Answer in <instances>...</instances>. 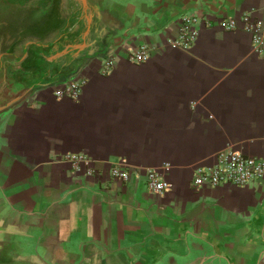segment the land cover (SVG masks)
<instances>
[{
    "label": "crops",
    "instance_id": "0c3cea01",
    "mask_svg": "<svg viewBox=\"0 0 264 264\" xmlns=\"http://www.w3.org/2000/svg\"><path fill=\"white\" fill-rule=\"evenodd\" d=\"M244 14L264 0H0V264H264V177L193 185L222 150L264 160V57L218 25Z\"/></svg>",
    "mask_w": 264,
    "mask_h": 264
},
{
    "label": "built area",
    "instance_id": "2783aa9c",
    "mask_svg": "<svg viewBox=\"0 0 264 264\" xmlns=\"http://www.w3.org/2000/svg\"><path fill=\"white\" fill-rule=\"evenodd\" d=\"M198 17L197 15L183 17L177 37L170 42L172 47L179 50H190L200 36L197 27ZM218 25L227 32L245 31L249 33L253 51L258 56L264 57V17L253 18L250 14H244L240 18L229 17L223 19ZM150 53L151 49L149 47L142 46L131 52L129 60L140 64L148 60ZM111 65V61L105 62L103 66L104 73H108ZM85 84V81L70 82L63 88L55 90L54 94L59 99L67 96L77 100L81 87ZM64 160L71 165L74 172H80L83 169L86 170L88 175L95 172L92 167V159L85 154H66ZM111 175L123 181L129 179V173L120 166H114L111 169ZM146 176L147 189L152 193L161 194L170 187L155 170H148ZM263 177V159L226 149L215 155L213 166L198 168L194 172L193 185L197 189L206 186L218 187L220 185L246 187L250 182L260 180Z\"/></svg>",
    "mask_w": 264,
    "mask_h": 264
}]
</instances>
